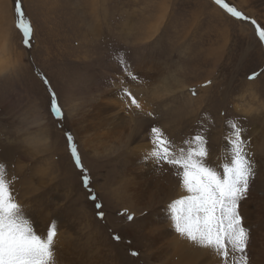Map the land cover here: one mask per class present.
I'll use <instances>...</instances> for the list:
<instances>
[{"label": "rangeland", "instance_id": "374dc122", "mask_svg": "<svg viewBox=\"0 0 264 264\" xmlns=\"http://www.w3.org/2000/svg\"><path fill=\"white\" fill-rule=\"evenodd\" d=\"M226 1L264 26V0ZM14 4L0 0V165L33 231L46 235L55 219L59 264H209L212 258L201 247L190 244L176 256L169 240L147 244L137 237L138 231L161 233L165 224L169 239L175 231L169 217L153 224L148 195L134 201L132 195L139 194L122 173L130 150L131 168L142 164L139 148L151 146L153 125L180 145L203 124L215 152L209 161L217 167L221 153L228 159L229 146L212 137L220 131V140L225 139L232 121H239L256 141L257 152L254 142L250 151L256 165L264 167V44L254 27L235 20L213 0H22L33 28L32 47L26 49L15 26ZM120 57L140 77L127 86L135 84L137 95H144L145 110L159 118L134 110L121 114L114 123L117 132L110 130L99 142L103 144L91 149L75 124L99 99L119 91L116 83L124 79ZM144 72L161 77L153 83L141 77ZM253 72L259 75L249 80ZM37 73L48 78L58 96L62 128L49 113V95ZM159 85L173 94L164 95ZM155 87L161 91L151 95ZM243 105L252 113L242 112ZM65 132L75 140L96 201L83 186ZM164 170L172 182V199L186 193L175 169ZM260 188L253 184L250 192ZM159 202L155 206L161 212L164 203ZM95 203L102 205L103 219L97 217Z\"/></svg>", "mask_w": 264, "mask_h": 264}, {"label": "snow or ice", "instance_id": "6c2138e0", "mask_svg": "<svg viewBox=\"0 0 264 264\" xmlns=\"http://www.w3.org/2000/svg\"><path fill=\"white\" fill-rule=\"evenodd\" d=\"M214 3L235 20L252 25L259 42L264 44V26L257 24L226 0H214ZM14 11L15 26L21 34L23 46L30 49L33 28L25 17L22 0H15ZM118 64L124 72V79L119 83L121 100L126 105V110L158 119L152 111L145 110L142 94L137 95L131 87L123 86L128 81H139L127 59L120 57ZM37 75L41 77L49 95V113L62 128L64 111L58 96L48 78L42 73ZM258 75L253 72L248 79L254 80ZM207 83L210 84L211 81ZM189 91L192 96L197 95L194 88ZM168 94L173 92L169 90ZM228 127L229 134L225 136V140L229 145V159L219 166L222 174L209 162L208 128L203 124L180 145L161 127L153 125L149 137L151 149L145 159L175 169L174 175L188 193L168 205L172 227L179 237L194 246L210 250L216 257L217 264H253L248 251L251 243L250 229L245 225L241 204L248 198L258 170L250 151L251 142L246 137V130L239 121L230 122ZM65 136L72 161L81 173L84 188L90 193L89 199L96 201L90 188V176L82 163L75 140L69 132H65ZM95 208L97 217L103 219L102 205L95 203ZM127 219L132 221L134 216L127 215ZM57 231L55 219L50 222L46 235L33 231L25 208L15 201L5 168L0 165V264H59L54 239ZM113 238L120 239L119 236ZM132 254L137 255L136 252Z\"/></svg>", "mask_w": 264, "mask_h": 264}, {"label": "bare ground", "instance_id": "6f19581e", "mask_svg": "<svg viewBox=\"0 0 264 264\" xmlns=\"http://www.w3.org/2000/svg\"><path fill=\"white\" fill-rule=\"evenodd\" d=\"M5 47H7V46H5ZM141 68L143 69V67H141ZM155 74L156 75H151L149 73L144 72L141 75V77L143 79H147V80L149 79L150 82L154 83V81H157V80H155V76L161 77L158 72H156ZM129 82H131V81H129ZM137 84L139 87V83H137ZM116 85H117V87H119L121 89V84L119 82L116 83ZM127 85L128 84L125 83L123 86L131 87L134 92L139 94V91L136 90L137 87L134 86L135 84L133 85V83H131L130 86H127ZM131 85H133V86H131ZM143 85H148V84L145 83ZM154 85H153V87H154ZM141 86H140V88L144 87V86H142V87ZM134 87H135V89H134ZM156 87L154 88L153 93H151V95H155L159 92L160 89L156 88ZM158 87H160L163 90L164 95H166V92H168V91H166V89H164L162 87V85H159ZM120 89H119V91L113 90L114 92L112 91L113 93L111 95H109V97H107V100L99 99L97 104L95 106H92L91 110L86 112L82 116V118L76 122L75 127H76L79 135L82 136L83 143L86 147L94 149V148L98 147L99 145H102L103 143H99V142L101 140L105 139V137L109 135V133L111 132L110 130L116 129V124H114V123L116 121H118L119 116L121 114H124V116L126 117L127 115H125V114H128V113L130 114L133 112V111L125 110L126 105L121 100ZM146 89L148 90L149 88H146ZM143 97H144V95H143ZM260 105H261L260 108L263 109L261 102H260ZM239 108H241V107H239ZM241 111L249 113V114L252 113L251 107L247 108L244 105H243V108ZM241 111L238 110V112H241ZM263 116H264V114H263ZM109 126L113 127V128L109 129L110 128ZM126 126H128V125H125V128H126ZM117 129L115 132H117ZM126 130H128V129H126ZM124 132H126V131L124 130ZM219 132L213 134L212 138H213L214 142H216V140H219V144L222 143L225 146H229L225 139L220 140L219 134H221V133H219ZM115 134L117 135V133H115ZM247 134H246V137L250 138L247 136ZM113 135L114 134H112V137H113ZM116 135L114 137H116ZM119 135H117V136H119ZM121 136L123 137V135H121ZM114 137H113V139H115ZM256 137H258V136H256ZM108 139H112V138L109 137ZM36 141H37L36 139L32 140V142H36ZM261 141H262V139H261ZM250 142H251V144L254 142V150L257 152L258 145H257L256 141H253L250 138ZM263 148L264 147H262V149ZM139 149L142 150V153H141V160H142L141 163L142 164H140L138 169H135L134 167L131 168L130 163L132 161L133 156L130 153L132 152V150L127 152V154H128L127 158L130 159V162L128 163V165L124 169V171L122 173V175H123L122 178L124 176L129 178V179H127L128 182H125V183H128L129 188L134 186L137 193L139 194V195H135V194L132 195V199L134 201L138 197L142 198V197H145L148 195L147 201L151 205L150 206L151 211L149 213H147V215H148V217H151V219H153V221H154L153 224L156 225L159 218L162 219L164 222H165V219L168 220L169 214L167 212L168 211L167 206L172 201L188 195V193L187 192L182 193V194L176 193V196H177L176 199H172V197L170 196V194H171L170 192L172 190V182L170 180V176H168V174H166V172L164 170V168L168 167V166L167 165H157L151 159H149V160L145 159L146 155L149 153L148 151L151 149L150 145H143ZM259 149H261V148H259ZM228 150H229V148H228ZM214 153H215L214 150H210L209 159H212L211 158L212 154L215 156ZM221 157H222V159H219V161L215 165L217 166L216 170L218 172H221V174H222V169L219 166L222 162L227 161L229 159V157H228V159L226 158V152L221 153ZM209 162L211 165L214 164L213 162H211V160ZM256 166H257V170H258V176L254 182V185H256V187H257L258 184H261V188L257 192H253V193L250 192L251 194H249L248 198L245 201H243L241 204V212H242L243 217H244L245 225L250 229L251 243H250V246L248 249L250 258L252 259L253 264H264V167H262L260 165H256ZM136 179H140V180H136ZM170 197H171V199L169 200ZM159 198H161L162 200ZM156 201L157 202L160 201L159 203H164V205L162 206L163 210L161 212L158 211V205L155 206ZM167 223L171 224V220L168 221ZM163 229L164 230L161 233L156 232V231L153 232L154 230L151 232L150 231L149 232L144 231L143 233L138 231L136 233V235L139 239L144 240L145 243H147V244H151V243H154L157 241L169 240L168 242L175 247L174 253H176V256H180L181 254H183L184 251L186 250L187 246L190 245L191 243L188 242L187 240L179 237V235L177 233H174V235L169 239L168 238L169 232L171 231L170 228L167 226V224H165L163 226ZM179 242H180L181 248H179ZM183 246H185V247L182 250ZM204 250H206L212 258V260L210 261L209 264H217V259L214 256V254L208 249H204ZM172 255H174V254H172ZM177 258L180 259L179 257H177ZM72 262H74V261H72ZM180 262H182V261H180Z\"/></svg>", "mask_w": 264, "mask_h": 264}, {"label": "trees", "instance_id": "16d2710c", "mask_svg": "<svg viewBox=\"0 0 264 264\" xmlns=\"http://www.w3.org/2000/svg\"><path fill=\"white\" fill-rule=\"evenodd\" d=\"M214 1V0H213ZM227 2V1H226ZM228 3V2H227ZM229 4V3H228Z\"/></svg>", "mask_w": 264, "mask_h": 264}]
</instances>
